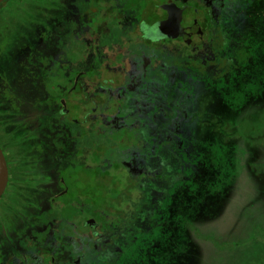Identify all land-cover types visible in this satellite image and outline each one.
<instances>
[{
	"label": "flooded vegetation",
	"instance_id": "obj_1",
	"mask_svg": "<svg viewBox=\"0 0 264 264\" xmlns=\"http://www.w3.org/2000/svg\"><path fill=\"white\" fill-rule=\"evenodd\" d=\"M257 3L47 0L46 31L38 34L36 28L49 43L42 56L19 27L24 51L0 48V95L13 100L23 110L24 125L32 127L26 135L36 140L29 179L35 187L28 189L32 200L25 216L17 208L0 209V264H134L136 252L150 248L143 242L136 251L137 238L161 233L164 211L179 229L182 132L193 146L198 120H213L215 78L231 68L246 69L257 45L247 30L262 40L258 11L264 2ZM39 70L46 72L42 82ZM39 94L47 112L13 99L39 101ZM163 150L173 159L161 156ZM122 169L127 178L118 177ZM135 175L140 201L135 205L126 188V201L117 202L113 197L122 194L123 182H131L124 179Z\"/></svg>",
	"mask_w": 264,
	"mask_h": 264
},
{
	"label": "rangeland",
	"instance_id": "obj_2",
	"mask_svg": "<svg viewBox=\"0 0 264 264\" xmlns=\"http://www.w3.org/2000/svg\"><path fill=\"white\" fill-rule=\"evenodd\" d=\"M12 1L8 5H0V48L3 46L4 53L8 54L13 50L24 51L25 46L20 47L18 37L21 35L20 27L22 37L35 42L38 55L46 54L48 40L44 38L41 41L36 28L38 34L46 31L49 19L47 0ZM262 1L258 0L257 4H262ZM247 4L249 15L253 10L251 3ZM258 12H261L262 18L259 19L263 21L264 6ZM22 18L27 19L23 22ZM247 31L258 47L252 48L245 70L231 68L226 76L215 78L211 94L213 120H207L210 123L213 121V130L199 132L193 146L182 132L183 164L178 180H181L183 196L177 201L182 212L179 229L174 230L169 210L164 211L162 217L166 223L161 233L147 231V234L143 232L142 237L137 238L136 251L143 242L150 248L147 254L136 252L134 264H264V25L260 44L257 40L260 33ZM4 57L7 59V55ZM40 71L36 72V76L42 82L46 72ZM207 95V91L203 90V97ZM38 96L41 98L39 101L34 96L22 99L16 96L13 99L16 104L22 101L37 112H47L45 95ZM12 102L0 95V145L6 150L11 167L10 188L0 203V209L17 208L25 216L32 200V191L28 189L32 185L35 187L33 180L29 179L36 158V140L26 135L32 127L24 125L23 110L14 107ZM239 122L243 130L236 126ZM44 131L46 135L50 132L47 127ZM161 156L171 160L174 155L169 150H163ZM171 166L177 168L175 163ZM117 174L119 178H127L123 169ZM139 175H142L141 170ZM135 177L124 179L131 182H123L122 194L113 197L117 202L126 201L124 190L128 188L134 193L133 203L138 204L140 200L135 196L137 186L132 181L137 180ZM106 184L111 187L110 183ZM194 203L195 211L191 209ZM148 204H153L151 198ZM168 207L170 210L175 208L173 195L169 196ZM13 223L28 224L17 220ZM138 223L139 220H136V229ZM68 240L69 237H65L62 241ZM151 240L153 244H149ZM58 242L55 238V244Z\"/></svg>",
	"mask_w": 264,
	"mask_h": 264
},
{
	"label": "water",
	"instance_id": "obj_3",
	"mask_svg": "<svg viewBox=\"0 0 264 264\" xmlns=\"http://www.w3.org/2000/svg\"><path fill=\"white\" fill-rule=\"evenodd\" d=\"M5 0H0V5ZM10 179V168L7 160L6 153L0 145V198L4 195L7 190Z\"/></svg>",
	"mask_w": 264,
	"mask_h": 264
},
{
	"label": "trees",
	"instance_id": "obj_4",
	"mask_svg": "<svg viewBox=\"0 0 264 264\" xmlns=\"http://www.w3.org/2000/svg\"><path fill=\"white\" fill-rule=\"evenodd\" d=\"M41 112H43V111H40V113ZM242 122V121H241ZM199 123H200V125L202 126L201 128H199V132L201 133L202 131L203 132H207V133H209V131H212L213 129H212V126H213V121H212V123H210V122H208L207 120H205V119H202V120H198V125H199ZM231 124H233V123H231ZM236 126L239 128V130L241 129V130H243V126H241L240 125V122H239V124H236ZM199 135V134H198ZM241 136H244V134H242ZM198 138V136L196 137V139ZM195 139V140H196ZM208 141H211L210 140V138H208L207 139ZM212 142H213V140H212ZM203 157H204V155H203ZM207 161H208V159H207ZM212 165V164H211ZM246 165V164H245ZM213 166V165H212ZM210 175H212L213 176V173L211 172L210 173ZM194 206H195V208H196V205H195V203H194V205H192L191 206V209H193L194 210ZM195 211V210H194ZM182 214V213H181ZM181 216V215H180ZM175 245V244H174ZM142 246V245H141ZM177 248V247H176ZM148 249L149 248H144V250H142V249H140V253H146L147 254V251H148Z\"/></svg>",
	"mask_w": 264,
	"mask_h": 264
}]
</instances>
